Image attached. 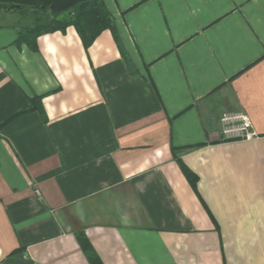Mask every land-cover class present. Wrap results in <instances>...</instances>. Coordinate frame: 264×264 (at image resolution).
<instances>
[{
	"label": "crops",
	"instance_id": "obj_1",
	"mask_svg": "<svg viewBox=\"0 0 264 264\" xmlns=\"http://www.w3.org/2000/svg\"><path fill=\"white\" fill-rule=\"evenodd\" d=\"M102 3L88 46L0 9V264H264V0Z\"/></svg>",
	"mask_w": 264,
	"mask_h": 264
},
{
	"label": "trees",
	"instance_id": "obj_2",
	"mask_svg": "<svg viewBox=\"0 0 264 264\" xmlns=\"http://www.w3.org/2000/svg\"><path fill=\"white\" fill-rule=\"evenodd\" d=\"M0 9H12L22 14L27 11L51 13L50 22L46 27L40 26L38 29L27 32L21 31L20 40H26L27 45L32 49L35 45L33 41L27 39L25 34L35 37L43 32L57 28L63 29L66 25L72 24L81 37V43L88 46L99 31L103 28H112V16L104 7L102 0H0ZM75 239L87 258L88 264H101L83 232L77 231Z\"/></svg>",
	"mask_w": 264,
	"mask_h": 264
},
{
	"label": "built area",
	"instance_id": "obj_3",
	"mask_svg": "<svg viewBox=\"0 0 264 264\" xmlns=\"http://www.w3.org/2000/svg\"><path fill=\"white\" fill-rule=\"evenodd\" d=\"M221 140H251L258 137L249 116L236 109L225 110L220 115ZM35 192L39 194V190Z\"/></svg>",
	"mask_w": 264,
	"mask_h": 264
}]
</instances>
